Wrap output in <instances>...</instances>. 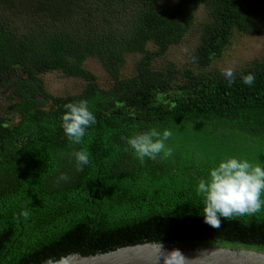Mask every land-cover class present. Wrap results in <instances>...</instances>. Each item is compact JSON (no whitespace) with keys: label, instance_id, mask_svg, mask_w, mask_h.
Wrapping results in <instances>:
<instances>
[{"label":"trees","instance_id":"16d2710c","mask_svg":"<svg viewBox=\"0 0 264 264\" xmlns=\"http://www.w3.org/2000/svg\"><path fill=\"white\" fill-rule=\"evenodd\" d=\"M201 4L207 19L189 53L199 66L219 52L230 29L250 32L264 23V0H176L169 8L157 0H0V85H10L14 71L31 78L13 84L16 123L0 122V264H45L70 253L160 240L264 252V207L221 217L214 229L204 223L197 192L209 169L237 149L227 129L247 137L241 145L251 153L244 149L241 159L264 165V60L235 71L231 84L221 72H186L171 87L173 68L150 66L152 56L191 27ZM130 52L142 56L134 73L121 77L119 66ZM88 56L111 79L108 89L82 66ZM50 70L85 85L51 96L35 76ZM248 74L255 78L251 85L242 79ZM80 100L88 101L96 123L73 144L61 117L65 104ZM150 128L172 132L166 142L172 156L143 162L135 156L125 138ZM80 150H87L90 163L77 172L72 154ZM26 209L28 219L20 216Z\"/></svg>","mask_w":264,"mask_h":264},{"label":"clouds","instance_id":"9594fccd","mask_svg":"<svg viewBox=\"0 0 264 264\" xmlns=\"http://www.w3.org/2000/svg\"><path fill=\"white\" fill-rule=\"evenodd\" d=\"M193 60L196 58L191 57ZM222 75L231 84L235 81V69L225 68ZM246 85L254 82V76L248 74L242 76ZM62 128L73 144H80L86 134V130L96 123V118L89 108L87 100L70 102L64 105ZM172 136L168 129L163 131L150 128L130 137H126V143L134 151L135 156L144 161L145 158L156 160L157 157L167 159L172 156V149L166 146V142ZM76 171H83L90 163L87 150L75 151ZM60 179L68 177L61 174ZM197 192L202 196V215L204 223L212 228L220 226V218L231 219L237 216L254 215L264 207V165L253 164L246 159L235 157L228 158L211 169L207 179L201 178L197 185ZM24 219H28L30 212L26 209L20 213ZM160 255L155 264H191L199 259L203 253L197 249L193 257H188L179 248H167L162 240L159 241ZM45 264H57L53 258L45 261Z\"/></svg>","mask_w":264,"mask_h":264},{"label":"rangeland","instance_id":"374dc122","mask_svg":"<svg viewBox=\"0 0 264 264\" xmlns=\"http://www.w3.org/2000/svg\"><path fill=\"white\" fill-rule=\"evenodd\" d=\"M176 0H157V6L173 7ZM194 22L191 27L181 36L175 43L167 47L162 54L152 56L150 66L154 69H166L169 65L174 70L173 84H181L186 76V72L199 73V72H223L225 68H234L235 71L241 68L250 66L254 61L264 60V23H258L257 26L250 32H241L236 29H230L225 41L221 44L218 53L211 54L208 63L204 66H199L189 60V53H191L199 41V24L207 19V12L205 7L201 4L198 5L193 11ZM145 48L149 51L155 50V46L151 42H146ZM142 56V53L130 52L123 55V63L119 66V76L126 77L134 73L137 60ZM82 66L94 75L96 84L101 89H108L111 84V79L101 67L99 61L92 56L86 57L82 61ZM37 80L36 84H41L43 90L51 96H60L75 94L81 91L85 85V81L79 77L65 76L60 71L50 70L40 72L35 75ZM25 74L14 71L11 76L10 85H0V122L8 127L13 126L17 119L18 114L13 108V103L17 100L15 93H13V84L16 80L25 78ZM31 81V78H25ZM37 98L41 99L40 96ZM244 132L237 130H225V134L231 140L232 146L236 145L237 149H230L233 154L228 158L245 156L247 150L251 153V149L243 147L241 144L247 137L240 134ZM223 142L222 139H219ZM218 141L213 140L211 144L215 149ZM196 144V143H195ZM240 150L235 151V150ZM264 149V144L259 142V161L264 156L260 150ZM251 155V154H250ZM251 157V156H250ZM257 159L256 155H252ZM171 245V244H170ZM174 245V244H173Z\"/></svg>","mask_w":264,"mask_h":264},{"label":"water","instance_id":"95a60500","mask_svg":"<svg viewBox=\"0 0 264 264\" xmlns=\"http://www.w3.org/2000/svg\"><path fill=\"white\" fill-rule=\"evenodd\" d=\"M164 245L169 249L179 248L188 257H193L197 249L205 250L199 259L193 260L191 264H264V252L254 248L223 245ZM159 255V243L142 242L88 255L70 253L55 261L57 264H155Z\"/></svg>","mask_w":264,"mask_h":264}]
</instances>
